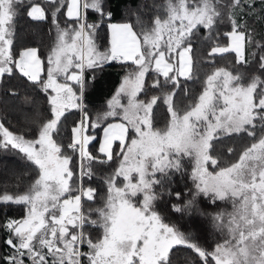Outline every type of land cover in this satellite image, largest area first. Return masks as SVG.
Masks as SVG:
<instances>
[{
    "label": "snow or ice",
    "instance_id": "obj_1",
    "mask_svg": "<svg viewBox=\"0 0 264 264\" xmlns=\"http://www.w3.org/2000/svg\"><path fill=\"white\" fill-rule=\"evenodd\" d=\"M23 3L0 0V87L5 77L26 78L46 94L48 111L34 108L27 118L33 132L14 131L6 126V117L0 118V150H19L37 171L24 191H0V203L26 206L21 218L0 223V264H173L179 247L193 253L184 264H264V80L254 76L244 83L240 74L217 67L183 110L174 102L181 78H193L192 37L201 27L212 44L209 57L234 53L235 63L244 65L249 63L247 48L254 46L260 54L253 52L252 59L264 70V37L257 40L241 23L255 14L256 0H166L163 11L154 8L158 14L150 24H139V31L131 22H112L106 0H45L44 5L31 0L27 16L34 21L50 16L56 29L46 61L36 47L14 49L13 21L16 6ZM146 7L141 4L137 11ZM88 10L98 14L99 23L88 22ZM225 18L230 31H216ZM105 24L110 40L100 51L95 38ZM110 61L132 67L107 101V111L93 120L84 104L85 73L94 74ZM151 72L156 74L151 87L161 88V95L140 99ZM161 77L172 91H163ZM3 91L18 95L14 87ZM160 101L168 113L163 128L154 124ZM72 109L81 119L73 122L68 142H58L54 136ZM102 124L103 136L93 153L89 146L97 138L89 129ZM241 133L252 142L234 162L225 164L213 154L218 139ZM227 151L234 153L233 148ZM185 159L193 186L188 199L175 192L180 203L171 207L193 220L210 217L222 237L211 249L194 231H182L155 209L164 191L173 195L166 183L172 173H184ZM114 161L116 167L103 180V206L85 211L83 203L98 195L91 186L94 166ZM201 197L212 205L231 201L232 210L208 213L200 206ZM89 226L99 228L100 235L93 238Z\"/></svg>",
    "mask_w": 264,
    "mask_h": 264
},
{
    "label": "trees",
    "instance_id": "obj_2",
    "mask_svg": "<svg viewBox=\"0 0 264 264\" xmlns=\"http://www.w3.org/2000/svg\"><path fill=\"white\" fill-rule=\"evenodd\" d=\"M30 2L31 0H24L23 4L16 6L18 14L13 21L15 28L14 49L20 50L24 47H36L39 50L38 54L41 59L46 61L48 52L56 40V29L51 23L50 16L46 21H34L27 16L28 9L26 6ZM38 2L42 3V5L45 4V0H38ZM165 3L166 0H106L107 9L113 13L112 22H131L137 25L138 31L140 30L139 24H150L154 15L158 14L153 9L156 8L162 12L163 9L161 6ZM141 4L148 6L143 9V12L137 11L138 6ZM261 8H264V2L262 0H256L255 14L245 16L241 20V23L247 24L249 30L255 34L257 40H261V37H264V14L261 13ZM144 13L148 14L146 15ZM60 19L61 26H63L65 18L61 16ZM87 19L89 23H99V16L93 10H88ZM216 31L221 33L230 31V25L226 18L223 22L218 23ZM207 35V30L201 27L192 37L193 78L191 80L181 78V87L177 90L174 97L175 107L178 110H183L191 102L193 97L198 96L202 90V84L206 74H210L217 67H226L230 71H233V74H240L244 83L249 82L254 76H260L264 80V70L259 69V64L256 60L252 59L251 55L253 52L259 55V49L254 46L247 48L246 54L249 57V63L244 65L235 63L234 53L209 57L208 52L212 44L210 41L205 40ZM95 39L100 51H103L108 46L109 33L106 24L98 29ZM261 42L264 43V40H261ZM131 67L130 62L114 63L110 61L102 70H97L94 74L90 70L85 73L88 83L85 88L84 104L89 116L93 120L96 118L97 113L107 111V101L115 94L123 76L131 70ZM93 75L95 76L94 79ZM155 78L156 74L154 72L146 76V92L140 94V99H148L153 95H161V88L151 87ZM160 80L163 91H172L171 86H163L162 77ZM13 87L18 93L16 96H9L3 91V89ZM45 97L46 94L40 92L26 78H21L19 75L10 79L5 77L2 87H0V118L6 117V126H9L14 131L22 133L33 132L34 128L27 118L31 116L35 107H39L42 112L47 113L48 105ZM25 101H30L31 103H26ZM80 115L81 113L76 109L65 113L66 118H62L60 133L54 136L58 142L65 144L68 142L73 122H78ZM167 119L168 113L166 106L160 101L158 107L155 108L154 124L158 128H163ZM108 122H114V119H110ZM104 126L102 124L98 129H89L88 134L97 138L89 146V150L93 153H96ZM257 133L260 134L259 127L257 128ZM28 138L32 137L29 136ZM251 142V138L244 133L233 134L231 137H221L215 142V152L213 154L222 158L225 164L234 162L242 148ZM228 148H233L234 153H229L227 151ZM117 163L118 161H114L103 167L94 166L93 171L95 172V177L91 181V186L97 188L98 195L94 201H85L83 203L85 211L103 205L102 198L105 196L106 191L103 180L111 174ZM190 169L191 166L189 164L186 166L184 173L171 174L172 180L170 183H166V187L171 188L173 195L170 196L167 191H164L160 199L155 202V209L161 215L167 217L168 221L176 224L182 231H194L199 242L211 249L214 243L221 240L222 237L220 233L213 229L210 217H198L193 220L188 217L187 213L181 215L180 213L174 212L171 207L173 204L180 203L175 198V192L180 191L184 193V199L189 198L187 191L193 186L190 179ZM36 175L37 171L35 167L26 160L24 154L20 153L19 150H0V191L6 189L9 192H15L17 187H19L20 191H24L28 184L36 178ZM156 191L160 193L161 190L157 188ZM200 206L208 213H214L220 210L226 212L232 210L231 201H217L215 205H212L203 197L200 198ZM25 209L24 205L0 203V223H3L5 218H21L25 215ZM92 217H96L95 214ZM86 231L91 236L94 235V229L90 226L86 228ZM3 236V231H0V241H2ZM189 256H193L191 250L179 247L173 251V264H184L185 257Z\"/></svg>",
    "mask_w": 264,
    "mask_h": 264
},
{
    "label": "rangeland",
    "instance_id": "obj_3",
    "mask_svg": "<svg viewBox=\"0 0 264 264\" xmlns=\"http://www.w3.org/2000/svg\"><path fill=\"white\" fill-rule=\"evenodd\" d=\"M148 25V24H147ZM109 40H110V35H109ZM120 86V85H119ZM122 102H125L126 103V100H123ZM81 116H82V114L80 115V118H79V120L81 119ZM115 122V121H114ZM102 136H103V131H102V135H101V139H102ZM190 163L187 161V159H185V161H184V168H186V166L187 165H189ZM210 171L212 170L211 168L209 169ZM190 171H191V169H190ZM120 181H122V178H119L118 179V183H120ZM141 199H142V197H140ZM103 206V205H102ZM101 206V207H102ZM25 208H26V206H25ZM25 214H26V209H25ZM96 216V215H95ZM97 217H92V219H96ZM91 228H93L94 229V235H92L93 236V238H96L98 235H100V233H101V230L99 229V228H97V227H95V226H90ZM89 228V227H88ZM83 250H87L86 249V247H84V249Z\"/></svg>",
    "mask_w": 264,
    "mask_h": 264
},
{
    "label": "built area",
    "instance_id": "obj_4",
    "mask_svg": "<svg viewBox=\"0 0 264 264\" xmlns=\"http://www.w3.org/2000/svg\"><path fill=\"white\" fill-rule=\"evenodd\" d=\"M114 63H119L120 61H113Z\"/></svg>",
    "mask_w": 264,
    "mask_h": 264
}]
</instances>
